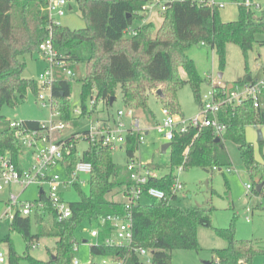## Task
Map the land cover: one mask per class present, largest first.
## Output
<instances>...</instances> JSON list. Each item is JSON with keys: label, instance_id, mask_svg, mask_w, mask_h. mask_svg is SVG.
Returning a JSON list of instances; mask_svg holds the SVG:
<instances>
[{"label": "trees", "instance_id": "1", "mask_svg": "<svg viewBox=\"0 0 264 264\" xmlns=\"http://www.w3.org/2000/svg\"><path fill=\"white\" fill-rule=\"evenodd\" d=\"M75 1L85 22V27L79 30L52 24L46 13V0H0V159H8L19 172L24 170L19 164L22 153L29 152L33 159L34 150L21 144L15 130L10 127V123L17 120L6 119L1 110L18 106L29 92L37 95V81L22 77L25 62L21 59L32 53L39 55V45L49 38V27L53 48L70 63V69L77 62L84 64V77L80 79V104L79 108L74 107L80 115L74 116L70 107L72 79H55L52 86L50 111L57 114L58 120L72 121L76 126L85 114L92 119L98 103L103 109H108L110 99L115 101L117 86L121 89L125 107L145 111L148 93L155 85L165 84L166 91L160 98L164 108L172 114L181 115L176 92L189 85L198 99L202 81L193 60L186 54L188 48L205 45L215 52L222 70L226 45L238 46L244 57L257 42V35L263 36L257 43L264 45V10L256 17L252 9H247L243 3H237V20L224 22L219 8L211 0H203L202 3L197 0H168L164 3L165 11L161 13L162 21L155 28L151 22L132 26L136 20L145 19L143 6L147 0ZM129 28L134 34L128 33ZM84 45L88 54L82 58L79 50ZM178 68L185 71V80L180 78ZM252 81L246 73L236 83ZM217 117L226 128L219 143L214 142L215 136L210 127H190L185 133H174L168 148L169 172L147 184V187L163 191L165 198L144 197L132 208L133 240L130 247L105 246L102 242L109 233L104 226L100 228L99 242L89 247L91 256L108 257L121 264H143L135 249H145L151 255V264H170L174 251H199L197 229L211 227L214 208L210 204L207 207L185 208L175 204L178 197L172 189L176 178L174 172L180 168H200L206 172L217 168L221 171V168L230 166L225 142L236 145L253 194H263L262 187L259 191L256 188L264 185V161L255 159L253 146L246 140L245 129L264 126V102L257 109L249 101L234 108L222 107ZM20 122L27 129H40L37 121ZM75 134L64 138L55 136L67 142L71 149L70 156L66 158L68 170L78 160L76 145L79 140L74 138ZM138 147V136H127L124 146L127 161L135 157ZM111 152L109 147L89 146L83 153V161L92 165L89 192L86 195L81 193L78 201L68 204L71 210L69 218L58 220L51 201L41 188L37 200L32 202L36 205L32 215L14 214L8 222L9 231L22 236L26 251L19 256L9 235L0 239L7 245L6 264H19L23 259L29 264H73L77 228L85 221L97 227L101 218L124 213L122 202L107 199L114 188L121 187L122 190L129 182L126 165L117 166L112 161ZM152 168L161 169L160 166ZM73 186L79 185L75 183ZM39 204L42 208H37ZM214 231L227 246L212 250L209 264H252L256 254H264V249L256 248L251 241L236 238L234 222L225 229ZM41 238L54 240L53 249L48 251V261L29 256L28 249H32Z\"/></svg>", "mask_w": 264, "mask_h": 264}, {"label": "rangeland", "instance_id": "2", "mask_svg": "<svg viewBox=\"0 0 264 264\" xmlns=\"http://www.w3.org/2000/svg\"><path fill=\"white\" fill-rule=\"evenodd\" d=\"M154 0H147L146 5ZM168 0H163L166 2ZM251 4L256 3L259 7L252 9L254 15L257 17L261 11L264 10V0H248ZM71 10L66 12V15L59 19V22L66 23L70 30H79L85 27V22L82 20L77 9L75 0H67ZM215 5H220L219 15L221 19L227 22L238 19L237 3H243L244 0H211ZM148 17H152V22L155 28L160 25L161 11L159 8L151 10ZM146 16V17H147ZM142 21L136 20L132 26L137 27ZM262 35H257L256 40L261 41ZM254 43L252 49L248 51L246 57L243 56L238 46L228 44L225 48V64L222 70L218 65V59L214 51L205 45L198 44L187 49V56L193 60L198 74L201 78V83L198 89L199 98L196 99L194 92L189 85L182 86L177 92V101L180 106L181 115L185 119H191L201 112V105L205 97L212 98V88L220 84V86H232L238 80L243 79L248 73L253 80H264V45ZM79 54L82 58L87 56L88 48L84 45ZM21 60L25 62V69L22 77L37 81L39 74L49 67V64L42 59L37 53L25 55ZM72 70L74 76L72 79L71 95L69 97L70 107L79 108L80 104V79L84 77V64L77 62ZM178 74L181 79H186V73L182 68H178ZM219 74L222 75L219 78ZM55 75L58 79H70L64 71L60 68L55 69ZM166 91V85H155L151 92L148 93L147 110L135 111L134 117L139 120V127L142 133L148 131L144 135V139L138 147L135 155L142 163H151L152 166H160L161 169L155 170L159 177L169 172V153H161V146L168 143L161 135H159L155 127L161 124L164 119L162 109L164 108L162 101L156 92ZM95 95V92H93ZM163 97V96H162ZM88 101L87 107L89 108ZM121 99V89L117 86L115 90V101L111 109L115 112L117 109L125 110ZM101 104H97L94 108L92 119L97 116H103L101 112ZM1 114L8 120H34L43 123L49 119L50 109L42 107L37 103L36 96L29 92L25 99L16 107H4ZM75 116V115H74ZM123 122L128 125L129 120L123 119ZM74 124V122H72ZM84 120H80L79 126L73 125L72 128L66 129L60 135L64 138L74 132H77L85 127ZM262 132L263 143L259 145L257 140V131L251 127H246V140L252 143L254 148V156L258 162L264 161V126L259 128ZM225 151L230 160V166L221 168V171L212 170L206 172L200 168H191L188 170H176L175 177L183 185V190L177 194L178 202L181 207H207L210 204L214 210L211 215V227H199L197 229V240L200 250L195 251H174L171 257L170 264H203L208 262L212 257V250L222 249L227 246L226 242L219 238L214 229H225L234 222L235 236L240 240H249L258 249H264V194H253L252 190H247L246 185L251 184L248 174L244 168L241 157L236 145L232 142H225ZM88 145L84 141H79L76 145L77 154L80 155L85 152ZM112 161L120 167L127 164V156L124 146L118 144L112 148ZM19 164L21 168L28 167L29 158L25 152L22 153ZM230 170L227 172V170ZM53 174L59 176V182H68L69 178L64 169L57 168L52 171ZM89 175H81L79 186L67 185L60 188L62 199L66 204H70L79 200L81 193L88 194ZM84 181V184L82 183ZM40 186L33 184L25 189L17 186L11 187V194L19 195V202H34L38 198ZM121 187H116L111 193L107 195V199L120 201L122 197L119 196ZM44 193L48 192V188H42ZM9 198L8 191H0V239L9 235L14 250L17 255L22 256L26 247L22 236L18 232L9 231L10 210L7 208V201ZM7 211V215L5 212ZM96 227L94 223L83 222L75 232L77 251L75 256L80 264H98L101 263V257L91 256L89 247L94 244L90 231ZM54 247V240L51 238H41L35 247L28 249L29 256L41 261H48L50 259L48 251ZM0 251L7 256V245L0 242ZM147 256V255H146ZM75 257V258H76ZM150 257L142 258V263H146ZM6 264V263H4ZM19 264H29L26 259H23ZM108 264H113L109 262ZM252 264H264V254H256L252 259Z\"/></svg>", "mask_w": 264, "mask_h": 264}, {"label": "built area", "instance_id": "3", "mask_svg": "<svg viewBox=\"0 0 264 264\" xmlns=\"http://www.w3.org/2000/svg\"><path fill=\"white\" fill-rule=\"evenodd\" d=\"M46 1L48 18L52 24L58 25L59 19L63 18L70 8L68 2L67 0ZM197 2L202 3L203 0H197ZM164 3L163 0H154L149 5L143 6V11L148 14L151 10L159 8L161 13H163L166 9ZM243 5L247 9L259 7L258 4H251L248 0H244ZM216 6L220 7V5ZM127 31L129 34H134L132 28L127 29ZM39 56L49 64V67L44 73L39 74L37 78L38 93L36 100L42 107L51 109L52 86L55 79H58L55 75V69L60 68L68 78L74 76V72L69 67L70 63L63 59L53 48L51 27H49V38L39 45ZM214 87H217V90H214ZM214 87L212 88V98L205 97L201 105L200 114L191 119L179 117L172 114L168 109L163 108L164 119L161 124L155 127L156 132L169 143L173 139L174 133H185L190 127H199V129L210 127L215 138L221 139L226 130L225 125L220 123L217 117L222 107L234 108L243 102L249 101L253 108L257 109L264 102V80H254L243 84L235 83L229 87L218 84ZM134 112L131 108L126 107L124 111L117 110L113 117L106 120H93L88 114H85L80 120H84L86 125L83 129L74 132L76 133L74 138L86 142L88 147L101 146L109 147L112 150L118 144L125 146L127 136L136 134L140 145L148 131L142 133V129L139 127V120L134 117ZM74 114L78 116L80 111L76 109ZM124 118L129 120L128 125L123 122ZM80 120H78V124ZM39 125V130H30L25 128L20 121H12L10 123V127L15 130V135L21 144L26 148L33 149L34 152L29 167L21 172L8 159H0V191L9 192V198L6 203L8 210H10L8 214L9 221L13 219L16 212L22 216H30L36 209V205L32 202H19V195L11 194L12 186L23 189L33 184L40 186L41 189L46 186L48 192L45 194L51 201V206L56 212L58 220L61 221L71 216V210L69 205L63 201L60 188L67 185L71 186L75 183L79 185L80 176L90 175L92 172V165L82 159L84 152L78 155V160L71 170L67 168L68 162L66 158L70 156L71 149L67 146V142L55 136L60 135L68 128H72L74 125L72 121H60L57 118V114L50 111L49 119ZM57 168L65 170L69 178L68 182H59V176L52 173ZM125 170L129 182L121 191L124 213L122 215H108L98 221L97 227L90 231L95 245L99 242L100 228L107 226L109 234L106 235L102 242L105 246L130 247L133 240L132 208L144 197L157 200L165 198V193L160 189L147 187L150 180L159 178L151 164L142 163L134 157L127 161ZM213 170H217V168ZM228 171L230 170L228 169ZM82 183L84 184V181ZM246 188L247 190L252 189L250 184L246 185ZM172 189L176 194L183 190V185L177 178L174 179ZM262 193L264 194V185L262 186ZM37 208H42L41 204ZM5 215H7V211ZM73 251H77L76 245ZM135 253L141 261L144 257H150V260H147L145 264H151L149 251L135 249ZM101 260L102 262L98 264H108L109 262L121 264V262L108 257H101ZM4 263H6V258L0 251V264ZM73 264H80L77 258L73 259Z\"/></svg>", "mask_w": 264, "mask_h": 264}, {"label": "crops", "instance_id": "4", "mask_svg": "<svg viewBox=\"0 0 264 264\" xmlns=\"http://www.w3.org/2000/svg\"><path fill=\"white\" fill-rule=\"evenodd\" d=\"M237 6V5H236ZM69 10H71V7L69 8ZM146 16H147V14H146ZM221 18V17H220ZM62 19V18H61ZM222 20V19H221ZM222 21H224V19L222 20ZM61 22H63V20L62 21H60L59 22V24L60 25H62V26H65V27H67L66 26V23H61ZM148 22H151V23H153L152 22V17H145V19L141 22V24L140 25H142V24H145V23H148ZM224 22H227V21H224ZM160 23H161V21H160ZM113 105V104H112ZM112 105L108 108V109H101V112H103V116L101 115V116H98V118H97V120H106V119H110V117H113L114 115H115V112L111 109V107H112ZM117 110H119V109H117ZM249 127H251V128H253L255 131H257L259 128H261V127H253V126H249ZM245 132H246V129H245ZM146 134H148V132L146 133ZM245 136H246V134H245ZM261 136H262V132H261ZM259 143L260 142H262L263 143V136H262V140L261 141H258ZM250 143V142H249ZM252 144V143H251ZM254 149V148H253ZM26 155L28 156V158H29V164H28V167H29V165H30V163H31V161H32V159H31V154L29 153V152H27L26 153ZM20 159V158H19ZM149 164H151V163H149ZM28 167H26V168H23V169H27ZM121 191L122 190H120V192H119V196H121ZM120 202H122V200H120ZM76 257V256H75ZM77 258V257H76Z\"/></svg>", "mask_w": 264, "mask_h": 264}, {"label": "water", "instance_id": "5", "mask_svg": "<svg viewBox=\"0 0 264 264\" xmlns=\"http://www.w3.org/2000/svg\"><path fill=\"white\" fill-rule=\"evenodd\" d=\"M221 77H222V75L219 74V78H221ZM156 94H157V96H159V98L162 97V93L159 90L156 92ZM113 102H114V98H111L110 102H109V105L111 106L113 104ZM257 140L258 141L262 140V136H261V131L260 130H257ZM220 141H221V139L218 138V137H216L214 139L215 143H219ZM168 148H169V143H166V144L162 145L161 146V153L162 154L165 153L168 150ZM261 187H262V185H258L256 190L259 191L261 189ZM203 264H209V262H204Z\"/></svg>", "mask_w": 264, "mask_h": 264}]
</instances>
